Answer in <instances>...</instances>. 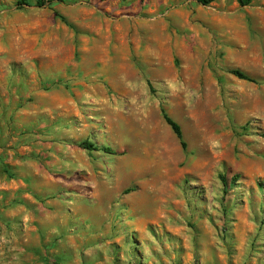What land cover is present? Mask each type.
Listing matches in <instances>:
<instances>
[{"label":"rangeland","instance_id":"374dc122","mask_svg":"<svg viewBox=\"0 0 264 264\" xmlns=\"http://www.w3.org/2000/svg\"><path fill=\"white\" fill-rule=\"evenodd\" d=\"M37 1L0 0V264H264V0Z\"/></svg>","mask_w":264,"mask_h":264},{"label":"trees","instance_id":"16d2710c","mask_svg":"<svg viewBox=\"0 0 264 264\" xmlns=\"http://www.w3.org/2000/svg\"><path fill=\"white\" fill-rule=\"evenodd\" d=\"M190 1H195L196 3L202 5V6H207L211 3H213L215 0H190ZM239 6L241 7H245L248 6L251 3V0H237ZM26 3L24 1H20L18 3V5H25ZM37 4H39L38 6H42V1L38 0ZM231 73L233 75H235L236 77H238L239 79L242 80H247V81H252L249 77H247L245 74H243L242 72L238 71V70H233L231 71ZM161 115L163 120L165 121V123L169 126V128L171 129L172 133L175 135V137L177 138V140L179 141V144L181 146L182 149H185V143L182 140V133L180 130V126L172 119L170 118L167 113L161 109ZM264 136V135H263ZM82 148L88 150L89 152L92 150H101L105 153H110V154H114V152L108 148V147H94L93 145L87 143V142H83L80 144ZM130 190H128L127 192H129Z\"/></svg>","mask_w":264,"mask_h":264},{"label":"crops","instance_id":"0c3cea01","mask_svg":"<svg viewBox=\"0 0 264 264\" xmlns=\"http://www.w3.org/2000/svg\"><path fill=\"white\" fill-rule=\"evenodd\" d=\"M27 205V204H26ZM31 205H27V207H30ZM27 209H29V210H27V211H25V212H23V213H21V215H20V217L23 219V218H34L35 216H38V213L37 212H39L41 215L42 214H46V212L47 211H45V210H43V209H40L39 207H37V208H35L36 209V212L34 211V210H30L31 208H27ZM5 216L8 218H12V216H13V213H9L8 212V210H6L5 212ZM33 213V214H32ZM40 216V215H39ZM6 221V220H5ZM6 223V222H5ZM10 225H12L11 223H10ZM36 227V226H35ZM34 226H33V228H35ZM42 228V227H41ZM15 229V228H14ZM49 235H51V233H50V231L49 232H47ZM65 234V232L64 231H62V230H60L58 233H55V235L53 234V238H57V236H59V242H62V241H64L63 240V238L61 237V239H60V236H62V235H64ZM55 252H59V251H55ZM59 254H61V253H59Z\"/></svg>","mask_w":264,"mask_h":264}]
</instances>
